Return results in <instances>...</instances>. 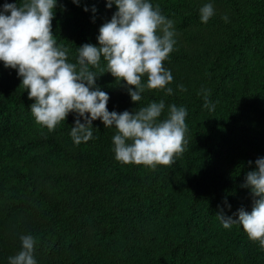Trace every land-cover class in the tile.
<instances>
[{"label":"trees","instance_id":"1","mask_svg":"<svg viewBox=\"0 0 264 264\" xmlns=\"http://www.w3.org/2000/svg\"><path fill=\"white\" fill-rule=\"evenodd\" d=\"M22 2L0 0V8ZM149 2L173 21L176 44L164 62L173 76L167 86L172 94L146 89L134 103L126 92L117 102L109 99L107 108L134 112L163 100V120L170 105L185 107V151L171 166L154 170L121 163L114 153L117 130L100 119L93 121L91 140L74 143L75 113L54 131L41 126L36 140L17 144L22 129L35 122L34 101L17 70L0 62V195L8 165L35 159V148L43 151L36 161L60 170L50 188L35 187L24 175L19 181L20 196L30 202L25 211L36 222L27 235L36 241L37 264H264L259 242L240 224L224 228L216 215L221 209L227 216L242 207L251 211L254 198L242 185L264 158V0ZM208 3L214 15L203 23L200 8ZM115 11L106 0H57L53 32L58 45L69 48L70 62H76L77 47L98 46L99 29ZM101 69L107 71L103 57L92 70L100 75ZM118 85L108 72L96 80L110 98ZM205 91L214 110L204 107ZM16 215L11 207L0 212V220Z\"/></svg>","mask_w":264,"mask_h":264},{"label":"clouds","instance_id":"2","mask_svg":"<svg viewBox=\"0 0 264 264\" xmlns=\"http://www.w3.org/2000/svg\"><path fill=\"white\" fill-rule=\"evenodd\" d=\"M72 2L79 5L81 0ZM113 5L117 11L100 27L98 46L85 43L77 47L73 63L69 61V48L58 45L53 32L57 0L3 4L0 62L5 68L17 70L28 98L34 101L30 110L35 122L49 132L66 121L70 113H75L77 118L70 136L79 145L93 138V121L100 119L105 128L114 126L117 130L113 136L117 161L153 170L157 165L171 166L188 143L187 109L172 104L163 120L159 119L165 109L163 100L134 112H110L107 108L110 97L96 86V80L105 72L110 73L119 86L127 89L134 103L142 99L146 89L165 90L171 95L172 88L167 86L173 76L164 62L176 44L173 21L161 14L158 4L154 7L149 0H106L107 8ZM92 11L96 12L95 7ZM213 15L211 3L200 8L201 22L207 23ZM222 19L227 22L228 17ZM102 57L107 71L101 69L97 75L92 69L100 67ZM178 87L186 91L183 85ZM209 96L210 92L205 91L204 107L214 110ZM248 163L251 165L252 161ZM255 165L256 170L247 172L242 185L251 190L254 198L251 211L240 208L233 213L236 219L225 215L222 209L216 215L226 229L234 224L242 225L248 238L264 248V158H258ZM224 203L230 209L227 200ZM20 240L21 250L9 257V264H37L35 239L22 235Z\"/></svg>","mask_w":264,"mask_h":264},{"label":"rangeland","instance_id":"3","mask_svg":"<svg viewBox=\"0 0 264 264\" xmlns=\"http://www.w3.org/2000/svg\"><path fill=\"white\" fill-rule=\"evenodd\" d=\"M127 90L122 86H117V91L111 96V100L117 102L119 97L126 93ZM42 133L41 125L36 122L23 128L17 144L27 143L36 140V136ZM36 153H43L41 149L35 150L30 154L33 160H18L8 165V183L5 191L0 195V212L15 207L17 215L10 219L0 220V264L9 263V257L16 255L18 247L21 244L20 237L27 235V231L32 229L36 224L35 220L30 217L25 207L29 205V201L25 197L20 196L18 189H24V185L19 182L21 175L28 177L41 186L42 188H50L55 184V177L59 173V169L51 165H44L36 161Z\"/></svg>","mask_w":264,"mask_h":264}]
</instances>
